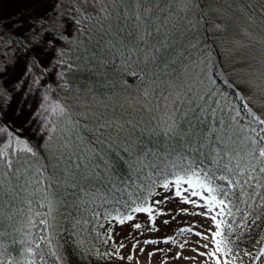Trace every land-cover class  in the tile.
I'll return each mask as SVG.
<instances>
[{
    "label": "snow or ice",
    "instance_id": "1",
    "mask_svg": "<svg viewBox=\"0 0 264 264\" xmlns=\"http://www.w3.org/2000/svg\"><path fill=\"white\" fill-rule=\"evenodd\" d=\"M31 3L32 11L15 18L0 15V38L14 37L10 46L8 39H0V210L8 197L10 207L20 200L29 212L44 200L39 207L48 211L36 212L41 218L35 222L28 217L32 227L42 226L41 232L35 237L29 232L19 247L5 244L7 230L0 219V264H63L61 246L50 235L57 222L49 190L59 194L63 188L77 199L104 193L100 199L107 203L108 194L115 200L135 183L134 175L147 180L141 181L139 203L131 212L145 213L151 221L154 205L182 192L199 197L204 215L218 209L211 216L216 231L203 236L209 241L201 245L204 252L196 250L203 264H231L224 259L230 254L238 259L228 247L235 219L229 223L223 217L241 214L238 226L250 229L264 215V113L258 116L243 95L230 97L217 88L219 74H209L201 34L225 32L239 21L240 35L250 43L264 42V0ZM16 70L19 74L8 83L5 77ZM49 71L50 78L62 81L65 71L83 76L77 93L83 100L76 108L30 109L28 98ZM259 92L264 95V84ZM48 112L58 114L62 126H54ZM157 195L161 199L149 205L145 196ZM114 219L123 224L133 216L120 219L117 211ZM256 243L261 246L244 256L251 264H264V235ZM175 258L191 259L181 253Z\"/></svg>",
    "mask_w": 264,
    "mask_h": 264
},
{
    "label": "trees",
    "instance_id": "2",
    "mask_svg": "<svg viewBox=\"0 0 264 264\" xmlns=\"http://www.w3.org/2000/svg\"><path fill=\"white\" fill-rule=\"evenodd\" d=\"M238 25H232L225 32H217L213 29H209L207 32L201 34V41L205 45L206 55L210 61V65H214V69L221 68L224 73H219L216 70H212L211 74L218 73L217 78V88L223 90L230 97L235 93L233 83L229 75H236L231 71V53L225 52V54H213L215 52L214 42L218 40L219 42L224 39L234 36L235 38H241L245 49L240 56L244 60L256 64L258 70H256L255 77V89L249 90L252 103L250 107L254 112H257L260 116L264 113V95H261L259 90L262 84H264V42H252L250 43L247 37H244L239 34ZM11 42V39L4 37ZM213 51V52H212ZM234 53V52H233ZM194 55H199V53H194ZM215 55V56H214ZM61 71H64L61 68ZM237 78V76H235ZM243 86L247 81L242 80L241 78L237 80ZM64 86L62 91L59 93V100L64 105H70L73 108L76 107L75 100H83V97L77 95L80 90V85L84 83V78L82 75L73 76L69 71L64 72V80L62 81ZM226 82V83H225ZM252 93V94H251ZM234 99V97H233ZM239 105L240 101H236ZM149 176L152 175L151 172L148 173ZM219 175V174H217ZM171 178V177H170ZM135 180L134 184L127 187L125 191L120 192L117 195V198L112 199L111 194H108V202L104 203L100 196L104 193L97 194V197L93 199L92 196H82L80 199L76 197H70L62 188L59 194L56 193V190L53 188L49 190L48 196L53 201L55 205V211L53 215L56 217L57 227L54 233L50 235L55 236L54 243H58L60 247L61 255L64 257L63 264H125L122 263L118 258L113 255H104L108 252L106 251V235L104 232L105 222L117 216V211H119V217H124L131 213V207L136 206L137 196L139 195L140 190H143V185L141 181L147 180V177L141 175L137 180L135 175L133 177ZM156 178L153 177V180ZM217 184L221 182L216 181ZM139 186V188L137 187ZM156 188H150L149 190L154 192ZM31 191V189H30ZM148 196H145V199L149 202ZM25 199H28L25 196ZM35 200V197H32ZM83 201V203H81ZM132 201L133 203L129 204L128 202ZM40 203H46L44 200H40L38 203L32 205V212H29L28 205L22 203L20 200L15 202V207H10L8 204V197L4 198V209L0 210V219L3 220L4 229L7 230L4 237L5 244L11 247H19L20 241L29 238L27 234L31 232L32 236L40 234L42 226L36 224L35 227H32L28 222V217L31 216L33 222L40 219V216H36L35 213H45L48 211L47 207H39ZM125 205H128L125 207ZM243 208V206H241ZM264 212V210H261ZM107 213V215H106ZM98 214V215H97ZM12 217V219H9ZM232 235L230 237L232 243L228 244V247L233 251H245L253 252L258 249L261 245L256 242L260 240L261 236L264 235V215H261L260 220L256 225L251 226V228H243L238 226L242 222L241 214H237L235 218L228 215L226 221L229 223L233 222ZM222 230L227 234V226L223 225ZM15 239L18 243L16 245L11 244V240ZM80 244V247L77 248L76 245ZM255 246V247H254ZM12 255H16L15 252ZM130 264V263H128ZM251 264V261L249 262Z\"/></svg>",
    "mask_w": 264,
    "mask_h": 264
},
{
    "label": "rangeland",
    "instance_id": "3",
    "mask_svg": "<svg viewBox=\"0 0 264 264\" xmlns=\"http://www.w3.org/2000/svg\"><path fill=\"white\" fill-rule=\"evenodd\" d=\"M25 11H32L31 0H0V15L3 16H15L23 14ZM0 39H5L0 38ZM215 52L213 54H225L231 53V71L236 75H229L235 93L241 94L246 97V102L249 107L252 103L251 96L249 95L251 88L239 86L238 78L247 81V83L254 85L256 70L258 66L254 63H250L241 57L239 53H242L245 49L241 38H230L224 39L219 42H214ZM11 42H9L10 46ZM234 52V53H233ZM14 54V53H13ZM215 56V55H214ZM214 65H210V74L212 70H216L219 73L221 68L214 69ZM61 71V69H56ZM18 70L9 71L8 76L5 80L11 83L18 75ZM51 72L45 73L40 79L41 84L33 89L32 95L28 98V103L31 110L42 112L44 108H49L53 105H61L62 102L59 100V93L62 91L64 85L62 80L57 78H50ZM237 76V78H235ZM46 82V85H45ZM255 86V85H254ZM252 94V93H251ZM47 97V99H43ZM81 100H75L76 104ZM241 103V102H240ZM15 101L12 102V108H15ZM76 108V107H75ZM11 112V110H9ZM260 116L257 112H255ZM48 119L54 122V126H62L61 118L58 114L52 112L45 113ZM264 118V116H261ZM38 126V125H37ZM38 137L32 141L35 144L38 141ZM160 189L156 188L154 192H159ZM171 195V193H166ZM206 195V194H205ZM184 197H187L189 202H184ZM153 199L159 200L160 196H154L149 198L148 204L151 205ZM191 201H196L193 204ZM204 201L200 200L199 197H191L188 193H183L181 197H173L168 201L159 205H154L156 211L153 213L151 221L145 213H129L133 219L126 220L123 224L119 223L118 219L110 218L104 224V232L106 235V251L112 253V255L118 258L122 263L125 264H203V258L197 254L204 252L205 249L201 246L205 243H209L203 239V236L211 235V232L216 231L214 222L211 220V216L215 215L218 209L214 210L207 215V209L204 207L197 206L203 204ZM160 213V214H157ZM226 215L223 219L226 220ZM123 219V217H119ZM222 217L217 216V221L221 220ZM167 221V223H165ZM135 224H140L139 229L135 228ZM224 224L221 225V228ZM182 229L186 231H181ZM199 233L200 235H197ZM145 240H154V244H145ZM139 241V243H137ZM167 241V242H165ZM123 245V247H120ZM133 245H136L133 248ZM180 245H184L183 248ZM119 249L117 252L116 250ZM143 249V251H141ZM213 246L209 244L208 251H212ZM152 253V255H149ZM177 253H181L182 257H191V259H176ZM233 254L237 255L238 259H233L232 255L224 257L225 260L231 261V264H249L250 259L244 256L242 251H233ZM131 256L132 259H128ZM120 257H123L121 259ZM211 264V261L209 262Z\"/></svg>",
    "mask_w": 264,
    "mask_h": 264
}]
</instances>
